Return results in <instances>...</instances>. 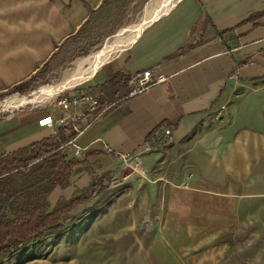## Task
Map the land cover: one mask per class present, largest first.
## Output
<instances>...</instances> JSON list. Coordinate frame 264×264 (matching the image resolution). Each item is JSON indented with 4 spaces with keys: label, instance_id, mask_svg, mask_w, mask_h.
Instances as JSON below:
<instances>
[{
    "label": "crops",
    "instance_id": "obj_1",
    "mask_svg": "<svg viewBox=\"0 0 264 264\" xmlns=\"http://www.w3.org/2000/svg\"><path fill=\"white\" fill-rule=\"evenodd\" d=\"M104 1L0 0V95L33 75L52 54L51 60L58 58ZM138 32L86 81L92 80L86 92L115 83L110 85L115 104L101 116L88 114L80 121L88 126L68 144L70 154L82 147L81 157L89 154L96 174L108 171L122 153L149 165L163 155V166L181 173L183 188L196 200L198 215L185 211V221L231 213L264 222V0H175ZM146 69L153 78L165 79L128 97L136 76ZM239 85L247 88L239 127L234 129L230 119L221 126L214 121L211 127L202 125L221 104L228 105ZM50 115L53 126L39 125L38 119ZM60 115L21 110L0 117V154L56 135ZM156 128L171 132L160 148L142 151ZM203 196L214 206L207 215L200 212ZM181 218L171 217L175 222ZM188 232L190 244H181L189 246L187 258H177L178 263L213 264L209 241L224 230L196 223ZM229 245L213 249L217 258L229 256Z\"/></svg>",
    "mask_w": 264,
    "mask_h": 264
},
{
    "label": "rangeland",
    "instance_id": "obj_2",
    "mask_svg": "<svg viewBox=\"0 0 264 264\" xmlns=\"http://www.w3.org/2000/svg\"><path fill=\"white\" fill-rule=\"evenodd\" d=\"M174 2L105 0L103 9L91 17L80 34L65 44L61 55L41 70L26 91H14L4 97L0 95V117L21 110H37L39 114L53 110L58 114L59 110L53 103L57 95L42 90L47 91L49 87L73 78L80 81L63 92L85 91L84 88L92 80L86 81L108 58L96 68L92 67L90 59L104 51L109 52L107 49L118 36H124L119 41L122 44L118 49L128 46L130 42L124 39L135 37L141 27L159 17ZM117 45L115 43L113 46ZM116 51L104 55H113ZM86 52L88 54L84 56ZM246 89L237 86L228 105L221 104L202 125L211 127L215 122L221 126L230 119L234 129L239 127L235 124L241 115V95ZM163 160V155L157 156V161L151 165L139 156L137 165L130 159L126 162L117 160L108 169L111 175L101 190L89 202L82 203L72 211L77 218L75 221L68 222L61 232L46 234L40 240L26 243L21 250L1 255L0 264H179L177 258H187L185 250L189 247L181 244H190L189 226L196 223H203L209 229L224 230L219 236L223 237L218 239V235H213L209 241L210 262L213 264H264V222L250 219L245 214L231 213L224 217L185 221L181 218L185 216V211L198 215L196 200H190L192 192L183 188L185 180L180 178L181 173L164 167ZM95 165H80L71 174V184L66 189L55 187L48 198L50 205L53 206L60 195L67 198L73 194L74 188L89 184L94 175H99L96 174L98 168ZM187 174L188 178L194 176L193 171ZM201 199L205 203L200 212L207 215L206 210L208 213L214 209L212 199L204 196ZM171 217L181 219L175 222ZM227 243H231L225 249L229 256L217 258V252L213 249ZM184 263L187 264L186 261Z\"/></svg>",
    "mask_w": 264,
    "mask_h": 264
},
{
    "label": "trees",
    "instance_id": "obj_3",
    "mask_svg": "<svg viewBox=\"0 0 264 264\" xmlns=\"http://www.w3.org/2000/svg\"><path fill=\"white\" fill-rule=\"evenodd\" d=\"M87 54L88 52L83 55ZM54 55L55 53L33 75L7 88L1 96L14 91H26L41 70L48 67ZM114 84L85 93L94 95L100 101L107 95L110 102H115L112 95L115 91L112 87ZM156 129L147 141H150ZM56 133L17 150L0 154V256L21 250L26 243L40 240L46 234L63 231L68 222L77 219L72 211L82 203L89 202L110 178L109 170L94 175L89 184L76 188L67 198L60 195L54 205H50L48 198L53 189H66L70 185L71 174L80 165L89 164L88 153L79 159L74 154L70 155L68 141L75 133L68 126H57Z\"/></svg>",
    "mask_w": 264,
    "mask_h": 264
},
{
    "label": "built area",
    "instance_id": "obj_4",
    "mask_svg": "<svg viewBox=\"0 0 264 264\" xmlns=\"http://www.w3.org/2000/svg\"><path fill=\"white\" fill-rule=\"evenodd\" d=\"M165 77L163 75H157L153 78V74L150 69L143 70L140 75H137L134 83L131 87L130 92L128 93V97H132L136 94H139L148 89V87L155 83H161ZM55 107L59 110L60 115V123L63 126H68L74 133L75 136L82 133V130L88 126V123L82 125L80 121L86 119V115L95 114L96 116H101L104 114L113 104L108 102L107 99L103 98L100 101L94 95L86 94V93H64L55 96ZM38 123L41 126L50 127L55 123V119L50 116L42 117L38 119ZM171 130L168 128H164L163 130L160 128V131L156 129L154 134L152 135L150 141H146L145 147L142 151H150L154 147H161V143L166 139V137L170 134ZM74 137L68 141V144L72 142ZM109 147L106 146V150L108 151ZM83 148L76 147L74 150V155L79 157L82 155ZM119 159L121 161L126 162V160H133L137 165L138 156L131 155L128 153L119 154ZM123 159V160H122ZM125 160V161H124Z\"/></svg>",
    "mask_w": 264,
    "mask_h": 264
},
{
    "label": "bare ground",
    "instance_id": "obj_5",
    "mask_svg": "<svg viewBox=\"0 0 264 264\" xmlns=\"http://www.w3.org/2000/svg\"><path fill=\"white\" fill-rule=\"evenodd\" d=\"M142 28V27H141ZM140 28V29H141ZM134 37V36H133ZM132 37V38H133ZM123 38H124V36H118V38L114 41V43H112V46H110V48L109 49H107V51L108 50H110L109 52H107V53H112V51H116V50H118V48L121 46V44L122 43H120L119 44V41H121V40H123ZM132 38L130 39H128V40H126V39H124V41L126 42L127 41V43H129L131 40H132ZM115 43H118V45L117 46H113ZM127 45V44H126ZM124 47V46H123ZM107 53H105V51L104 52H102V53H99V54H96L95 56H94V58H92V59H90V61H91V63L93 64L92 65V67L93 68H96L97 66H99L100 64H102L103 62H105V59H107V58H109V57H111V55H104V54H107ZM114 53V52H113ZM104 56V57H103ZM88 68V67H87ZM92 68V69H93ZM88 70V69H87ZM90 70V69H89ZM88 70V71H89ZM84 73H86V72H84ZM90 73V72H89ZM73 77V76H72ZM75 78V77H74ZM83 79V78H82ZM78 81H80V79H77V80H75V79H73V78H71V79H67V80H64L62 83H60V84H58V85H55V86H53V87H49V89L46 91L45 89L44 90H42L43 92H47L48 94H50V95H58L59 93H61V92H63V90H65V89H67V88H70V87H72L73 85H75ZM41 95V94H40Z\"/></svg>",
    "mask_w": 264,
    "mask_h": 264
}]
</instances>
